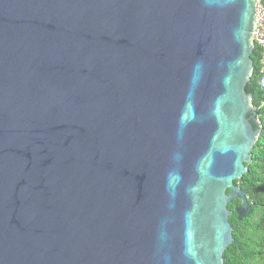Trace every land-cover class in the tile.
<instances>
[{
  "label": "water",
  "instance_id": "water-1",
  "mask_svg": "<svg viewBox=\"0 0 264 264\" xmlns=\"http://www.w3.org/2000/svg\"><path fill=\"white\" fill-rule=\"evenodd\" d=\"M254 10L0 0V264H224L251 213Z\"/></svg>",
  "mask_w": 264,
  "mask_h": 264
},
{
  "label": "trees",
  "instance_id": "trees-1",
  "mask_svg": "<svg viewBox=\"0 0 264 264\" xmlns=\"http://www.w3.org/2000/svg\"><path fill=\"white\" fill-rule=\"evenodd\" d=\"M251 59L253 74L244 91L251 96L252 106L257 109L261 128L250 152L251 161L246 165V173L234 181L250 204L251 213L237 221L233 211L239 206V201L232 200L227 205V209L233 212L228 217L233 243L223 254L224 264H264V94L258 85L261 52L257 47Z\"/></svg>",
  "mask_w": 264,
  "mask_h": 264
},
{
  "label": "built area",
  "instance_id": "built-area-1",
  "mask_svg": "<svg viewBox=\"0 0 264 264\" xmlns=\"http://www.w3.org/2000/svg\"><path fill=\"white\" fill-rule=\"evenodd\" d=\"M254 17L256 29L252 32L255 47L261 52L260 77L258 85L264 94V0H255Z\"/></svg>",
  "mask_w": 264,
  "mask_h": 264
},
{
  "label": "rangeland",
  "instance_id": "rangeland-1",
  "mask_svg": "<svg viewBox=\"0 0 264 264\" xmlns=\"http://www.w3.org/2000/svg\"><path fill=\"white\" fill-rule=\"evenodd\" d=\"M255 218H257V217H255Z\"/></svg>",
  "mask_w": 264,
  "mask_h": 264
}]
</instances>
